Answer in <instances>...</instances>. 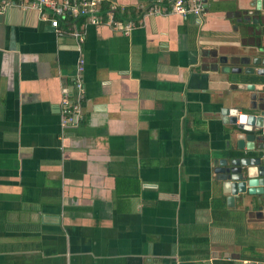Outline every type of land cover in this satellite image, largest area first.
I'll use <instances>...</instances> for the list:
<instances>
[{
  "label": "crops",
  "instance_id": "crops-1",
  "mask_svg": "<svg viewBox=\"0 0 264 264\" xmlns=\"http://www.w3.org/2000/svg\"><path fill=\"white\" fill-rule=\"evenodd\" d=\"M170 3L103 0L136 24L128 34L88 24L82 42L35 10L0 14V264L264 255V220L249 200L227 204L217 171L257 155L238 148L241 134L219 111L260 105L244 69L264 47V7L205 0L203 14L181 16ZM151 4L163 13L144 12ZM77 64L83 117L63 126Z\"/></svg>",
  "mask_w": 264,
  "mask_h": 264
},
{
  "label": "water",
  "instance_id": "water-1",
  "mask_svg": "<svg viewBox=\"0 0 264 264\" xmlns=\"http://www.w3.org/2000/svg\"><path fill=\"white\" fill-rule=\"evenodd\" d=\"M257 8L264 7V0H255ZM262 45V44H261ZM247 58V57H246ZM246 63H249L247 58ZM253 66H247L245 73L255 74L257 83L244 84L248 90H254L252 100L260 103L247 107L245 111L237 108H220L224 123L233 124L241 136L238 138L239 149L255 150V156L234 157L229 162H221L217 168L218 179L222 180V188L229 193L227 204H233L235 198L255 206L258 215L264 220V47L257 45L252 59ZM234 70V68H232ZM239 71V70H238ZM243 264H264V255L258 260H247Z\"/></svg>",
  "mask_w": 264,
  "mask_h": 264
},
{
  "label": "built area",
  "instance_id": "built-area-1",
  "mask_svg": "<svg viewBox=\"0 0 264 264\" xmlns=\"http://www.w3.org/2000/svg\"><path fill=\"white\" fill-rule=\"evenodd\" d=\"M10 5L24 10H35L39 18L47 20L55 30L62 22L70 30V34L80 42L83 41V29L88 24L111 26L120 29L123 34H128L136 24L132 19L119 17L123 11L116 5L109 4L105 7L103 0H0V14ZM205 6V0H171L168 12L181 16L188 13L198 16L205 12ZM144 12L163 13L157 4L147 6ZM81 72L82 66L77 64L71 84L77 91L76 98L69 95L67 90L63 91L60 100V117L63 126L76 125L83 117L80 105L83 89Z\"/></svg>",
  "mask_w": 264,
  "mask_h": 264
},
{
  "label": "trees",
  "instance_id": "trees-1",
  "mask_svg": "<svg viewBox=\"0 0 264 264\" xmlns=\"http://www.w3.org/2000/svg\"><path fill=\"white\" fill-rule=\"evenodd\" d=\"M104 6L106 7V5L104 4ZM131 14H133V13H131Z\"/></svg>",
  "mask_w": 264,
  "mask_h": 264
}]
</instances>
